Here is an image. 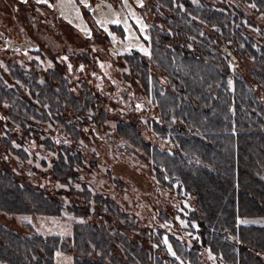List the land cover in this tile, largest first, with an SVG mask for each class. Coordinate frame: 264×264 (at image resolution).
<instances>
[{
    "label": "flooded vegetation",
    "instance_id": "1",
    "mask_svg": "<svg viewBox=\"0 0 264 264\" xmlns=\"http://www.w3.org/2000/svg\"><path fill=\"white\" fill-rule=\"evenodd\" d=\"M127 1L144 49H115L87 12L83 32L57 0H0V264H34L41 239L49 264H74L72 234L91 231L97 264H264L234 237L264 231V163L228 146L221 172L185 145L206 109L225 139L255 111L263 125L264 0Z\"/></svg>",
    "mask_w": 264,
    "mask_h": 264
},
{
    "label": "trees",
    "instance_id": "2",
    "mask_svg": "<svg viewBox=\"0 0 264 264\" xmlns=\"http://www.w3.org/2000/svg\"><path fill=\"white\" fill-rule=\"evenodd\" d=\"M174 109L176 111L178 110L176 109V106L174 107ZM182 109L185 113V125L190 128V131L196 130V119L193 105L185 100L184 104L182 105ZM256 114L257 111L254 112L255 117L254 119H252L253 115L250 113L247 129V139L244 140V137H241L240 134H238L236 135L235 140L233 136H229L227 139L224 138V132L220 131L226 130L225 120L220 121L218 117H213L212 114H210L209 109H206L200 121V133L198 137L195 138L194 135V138H189L185 145L193 148L195 152H199L201 156L203 155L205 161L216 166L219 165L216 168L218 170H222L221 172H223L225 168L224 163L227 159L226 149L228 148V146H232L233 148L246 146L249 148L247 160L248 163H264V123L263 125L259 124V121L256 120ZM237 127L239 130L241 129L239 122ZM261 134L263 135L261 136ZM196 139L199 140V143L196 142ZM249 169L253 170L251 168ZM255 189L258 193L257 185H255ZM210 204L219 209L222 214H224L225 206L223 202H211ZM255 213H264V207L262 208V210L256 209ZM76 227L83 228L82 224H78ZM84 228H86L85 225ZM210 236L213 235H204V237L206 238V242L219 241L216 238H212ZM101 237L102 236L98 235L96 231L72 234L73 247L74 249H78V252L75 251V253L73 254L74 264H97L98 261L97 259H95L96 257L90 255V248L92 246L95 247L96 243L100 244L101 242H103ZM234 237H237L239 242L251 245L252 247L260 244L264 245V231L256 232V230H253L243 233H235ZM51 251L52 246H50V242L41 239L38 248L39 258L35 261L34 264H49ZM17 253L13 254L16 259ZM31 253L35 254L37 253V251L31 250ZM1 254L2 251L0 250V258L2 257ZM244 259V256H240L238 259H235L234 264H238V262L242 263ZM99 260L100 262H102L101 259Z\"/></svg>",
    "mask_w": 264,
    "mask_h": 264
},
{
    "label": "rangeland",
    "instance_id": "3",
    "mask_svg": "<svg viewBox=\"0 0 264 264\" xmlns=\"http://www.w3.org/2000/svg\"><path fill=\"white\" fill-rule=\"evenodd\" d=\"M85 4L87 6H85ZM85 4L80 5V2H77L76 0H73V2H69V0H57L53 6L55 7V11L61 15L62 18L78 26L82 31L86 28V17L84 16V13H90L94 16L96 22H98V24L103 27L109 35H111V40L115 44V49H125L134 46L139 49H144V45L138 38L133 24L135 23L139 27L141 18L136 10L131 7V3L127 1V4H125L124 0H121V3L116 6L103 4L94 7L85 0ZM113 20L120 21V23L117 24V27L120 30L118 36H114L112 33L113 29L109 26V23H112ZM21 32L26 33L22 29L19 33ZM54 261L55 264H71L69 254L60 250L55 251Z\"/></svg>",
    "mask_w": 264,
    "mask_h": 264
},
{
    "label": "snow or ice",
    "instance_id": "4",
    "mask_svg": "<svg viewBox=\"0 0 264 264\" xmlns=\"http://www.w3.org/2000/svg\"><path fill=\"white\" fill-rule=\"evenodd\" d=\"M38 2H39V0H38ZM45 2H47V0H45ZM69 2H73V0H69ZM79 2L81 3V4H85V0H79ZM124 3L125 4H127V0H124ZM85 6H87L86 4H85ZM134 15V14H133ZM112 23H120V21L119 20H113L112 21ZM146 51V50H145ZM66 59V58H65ZM69 68H71V66H69ZM229 83L231 84V81H229ZM140 107V105H137V108H139ZM24 219H27V218H24ZM173 255H174V253H173Z\"/></svg>",
    "mask_w": 264,
    "mask_h": 264
}]
</instances>
